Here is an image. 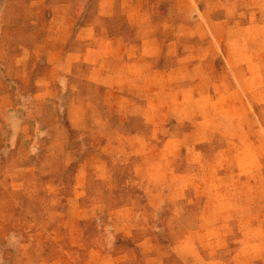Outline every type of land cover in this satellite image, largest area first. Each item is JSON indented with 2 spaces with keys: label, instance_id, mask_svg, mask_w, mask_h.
Instances as JSON below:
<instances>
[{
  "label": "rangeland",
  "instance_id": "obj_1",
  "mask_svg": "<svg viewBox=\"0 0 264 264\" xmlns=\"http://www.w3.org/2000/svg\"><path fill=\"white\" fill-rule=\"evenodd\" d=\"M97 1L0 0V264H264L255 216L214 215L213 200L207 214L202 200L168 197L179 184L168 181L161 136L147 152L114 119L83 120L81 105L69 116L72 96L83 95L69 82L66 45H82L62 41L81 6ZM152 159L162 164L132 163Z\"/></svg>",
  "mask_w": 264,
  "mask_h": 264
},
{
  "label": "crops",
  "instance_id": "obj_2",
  "mask_svg": "<svg viewBox=\"0 0 264 264\" xmlns=\"http://www.w3.org/2000/svg\"><path fill=\"white\" fill-rule=\"evenodd\" d=\"M77 17L62 41L82 45H66L69 82L83 95L72 96L69 116L81 105L83 120L114 119L147 152L161 136L168 181L179 184L167 195L202 200L207 214L255 216L264 230V0H98ZM153 160L132 163L162 164Z\"/></svg>",
  "mask_w": 264,
  "mask_h": 264
}]
</instances>
